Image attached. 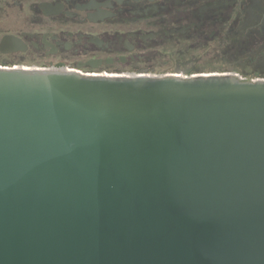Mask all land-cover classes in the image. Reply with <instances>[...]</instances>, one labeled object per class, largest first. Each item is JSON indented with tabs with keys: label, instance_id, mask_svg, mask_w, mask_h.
<instances>
[{
	"label": "water",
	"instance_id": "water-1",
	"mask_svg": "<svg viewBox=\"0 0 264 264\" xmlns=\"http://www.w3.org/2000/svg\"><path fill=\"white\" fill-rule=\"evenodd\" d=\"M0 67V264H264V79Z\"/></svg>",
	"mask_w": 264,
	"mask_h": 264
},
{
	"label": "flooded vegetation",
	"instance_id": "flooded-vegetation-1",
	"mask_svg": "<svg viewBox=\"0 0 264 264\" xmlns=\"http://www.w3.org/2000/svg\"><path fill=\"white\" fill-rule=\"evenodd\" d=\"M231 29L264 35V0H0V67L138 74Z\"/></svg>",
	"mask_w": 264,
	"mask_h": 264
},
{
	"label": "rangeland",
	"instance_id": "rangeland-1",
	"mask_svg": "<svg viewBox=\"0 0 264 264\" xmlns=\"http://www.w3.org/2000/svg\"><path fill=\"white\" fill-rule=\"evenodd\" d=\"M245 27V26H244ZM235 29V28H234ZM232 31V29H231ZM236 31V29H235ZM243 30L242 34L239 32L232 31V37L241 40V43L235 44L236 47H231L223 44H216V41L225 40L223 36L218 37V39L209 43L208 49H205L203 44L193 45L194 47L203 46V51H191L192 42H185L181 44L180 47H168L166 50H170L169 55L163 53L161 58V63L153 67L150 73H147V77L150 76H164V75H187L189 71L191 74H222V73H235L242 76L243 69L253 70H264V35L257 33H252L246 37L247 40L253 41L254 44L245 43ZM226 35V34H225ZM242 36V39L240 37ZM226 37H229L226 35ZM233 39V38H232ZM233 43V42H232ZM232 43L230 45H232ZM258 45V46H255ZM193 47V48H194ZM228 47L227 51L223 49ZM235 50H232V49ZM188 49H191L190 52ZM241 51V52H240ZM242 69V70H241ZM106 74L102 75L109 77L111 75H116L118 77H135L140 74ZM82 74V73H81ZM83 75V74H82ZM94 76H99L92 74ZM146 75V74H145ZM89 76V75H84ZM101 77V76H100ZM245 78V77H244Z\"/></svg>",
	"mask_w": 264,
	"mask_h": 264
},
{
	"label": "trees",
	"instance_id": "trees-1",
	"mask_svg": "<svg viewBox=\"0 0 264 264\" xmlns=\"http://www.w3.org/2000/svg\"><path fill=\"white\" fill-rule=\"evenodd\" d=\"M245 31V30H244ZM245 34V33H244ZM229 37H226V36H224L223 38L225 39V40H223V41H216L217 39H218V37H216L214 40H212L211 41V43H213V42H215L216 44H218V43H220V44H223V43H225L226 45H228V46H231V47H236V45L235 44H237V43H241L242 41L240 40H238V39H235L234 37H232V36H230V35H228ZM248 35L247 34H245L244 35V42L245 43H249V42H251L250 40H247L246 39V37H247ZM233 38V39H232ZM240 39H242V36L240 37ZM233 42V43H232ZM232 43V45H230ZM250 44H254L253 42H251ZM255 46H258V45H255ZM259 47V46H258ZM200 51H203V46H201L200 48ZM227 49H228V47H226V48H224L223 50L224 51H227ZM230 49H232V48H230ZM232 50H235V49H232ZM236 51V50H235ZM239 51V50H238ZM238 51H236V52H238ZM241 52V51H240ZM254 69V68H253ZM253 69H250L249 71H248V69L246 70V69H241L242 70V75H243V77H245V78H247L248 80H256V79H264V70H253ZM151 69H149L148 71H145V72H140V73H138V74H140L139 76H141V75H147V73H150L151 71H150ZM192 73V71H189L188 72V74L187 75H195V74H191Z\"/></svg>",
	"mask_w": 264,
	"mask_h": 264
},
{
	"label": "built area",
	"instance_id": "built-area-1",
	"mask_svg": "<svg viewBox=\"0 0 264 264\" xmlns=\"http://www.w3.org/2000/svg\"><path fill=\"white\" fill-rule=\"evenodd\" d=\"M69 72H71V73H77V72H72V71H69ZM77 74H80V73H77ZM80 75H82V74H80Z\"/></svg>",
	"mask_w": 264,
	"mask_h": 264
}]
</instances>
